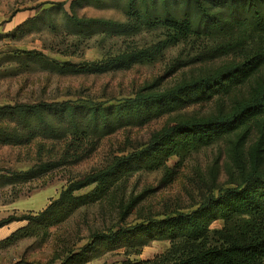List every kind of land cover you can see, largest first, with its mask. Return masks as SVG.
Here are the masks:
<instances>
[{"label":"trees","instance_id":"1","mask_svg":"<svg viewBox=\"0 0 264 264\" xmlns=\"http://www.w3.org/2000/svg\"><path fill=\"white\" fill-rule=\"evenodd\" d=\"M83 1L119 9L123 22L102 20L119 33L158 30L160 40L101 61L57 64L64 73L98 75L154 64L181 44L189 51L123 98L0 105V142L20 146L40 139L54 145L43 161L41 143L40 163L30 169L0 174V187L75 165L121 127L166 121L145 142L70 180L41 211L0 220V228L25 222L0 240V250L47 235L82 207L107 202L117 211L115 226L92 232L78 249L56 253L45 263L10 264H86L120 249L139 255L156 240H168L169 248L153 259L125 264H264V0ZM66 16L67 25L95 22L77 13ZM179 71L180 79L165 85ZM214 146L217 154L195 175L198 200L192 206H147L175 181L182 161ZM173 157L180 161L169 166ZM137 173H156L157 184L131 189L129 182ZM218 220L222 227L213 229Z\"/></svg>","mask_w":264,"mask_h":264},{"label":"rangeland","instance_id":"2","mask_svg":"<svg viewBox=\"0 0 264 264\" xmlns=\"http://www.w3.org/2000/svg\"><path fill=\"white\" fill-rule=\"evenodd\" d=\"M74 13L95 22L89 23L87 27L67 25L66 14L73 16ZM102 20L123 22L124 15L119 9L92 6L83 0H0V105L89 98L94 102H107L113 98H123L132 89L163 74L171 60L179 55L185 56L184 53L189 51L188 47L181 44L167 50L154 64L139 63L130 69L98 75L62 72L57 64L66 61L78 64L101 61L160 40L161 32L158 30L121 34L116 31L118 28L115 30ZM181 74L182 71H179L171 76L165 85L177 82ZM165 121L164 117L141 127H121L103 137L98 148L75 165L62 166L36 178L0 187V220L41 211L70 180L101 167L111 156L121 155L123 151L128 152L138 143L145 142ZM41 143L45 144L42 153L44 161L48 158L47 150H52L54 146L53 142L37 139L29 145L20 146L0 142V169L9 170V173L0 171V174L11 176L40 163L37 150ZM217 152V146L209 147L182 161L175 181L153 195L147 206H154L155 210H160L165 204L183 210L192 206L198 200V188L195 185L197 170L203 169ZM179 161L173 157L168 164L175 166ZM157 179L156 173H137L129 185L138 191L145 185H156ZM224 180L222 174L221 181ZM117 223V211L107 202L82 207L65 222L51 227L47 235L25 239L0 250V264L19 260L45 263L56 253L63 255L78 249L92 232L109 229ZM24 224L23 221H14L1 227L0 239ZM222 225L223 222L218 220L212 224V228H221ZM169 246L168 240H156L145 246L139 255H126L125 249H120L86 264L145 261L165 252Z\"/></svg>","mask_w":264,"mask_h":264},{"label":"crops","instance_id":"3","mask_svg":"<svg viewBox=\"0 0 264 264\" xmlns=\"http://www.w3.org/2000/svg\"><path fill=\"white\" fill-rule=\"evenodd\" d=\"M6 237V236H5ZM3 239V238H2ZM1 240V239H0Z\"/></svg>","mask_w":264,"mask_h":264}]
</instances>
